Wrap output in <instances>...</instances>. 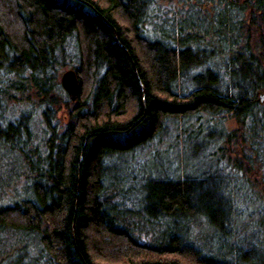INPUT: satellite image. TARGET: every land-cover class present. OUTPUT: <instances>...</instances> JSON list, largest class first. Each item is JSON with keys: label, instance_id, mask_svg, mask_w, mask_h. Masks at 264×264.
<instances>
[{"label": "trees", "instance_id": "16d2710c", "mask_svg": "<svg viewBox=\"0 0 264 264\" xmlns=\"http://www.w3.org/2000/svg\"><path fill=\"white\" fill-rule=\"evenodd\" d=\"M261 96L264 0H0V149L17 194H0V264H264L249 260L262 237L234 230L243 212L223 181L254 187L223 146L211 174L124 161L173 137L169 124L200 137L174 120L209 114L234 118L218 140L243 143L264 182Z\"/></svg>", "mask_w": 264, "mask_h": 264}, {"label": "rangeland", "instance_id": "374dc122", "mask_svg": "<svg viewBox=\"0 0 264 264\" xmlns=\"http://www.w3.org/2000/svg\"><path fill=\"white\" fill-rule=\"evenodd\" d=\"M61 76V74H60ZM16 98L19 99L20 95L16 94ZM18 104L17 100H9L7 101V105L9 109L11 107H15V105ZM16 108V107H15ZM28 111V110H27ZM11 112V110H10ZM15 112H18L15 110ZM8 113V112H7ZM209 115V114H208ZM207 114H199L197 115L198 118L193 117L191 120H188L189 118H180L175 119L174 122H184L185 129L188 131L189 129L197 130L198 125H204L202 128V133L200 137L193 139L192 141L187 140V136L183 135L179 139H175L174 137V125L169 124V127L171 126L170 134L173 133V137L169 138H161L158 140H155L151 143L150 149L141 151L139 154L133 157L126 156L124 161L126 162V166L129 171H131L128 167V165H132L131 167L135 168L134 170L137 172V174H142L144 171L150 172L149 174L155 176L162 173H169L170 171H174L175 175H182V174H191V175H198L200 171H208L211 174V171L209 169V165L215 162V158L218 159L219 156H215L214 158L211 157L212 152L215 150V147L223 146V149L226 151V154H228V157L230 158L231 162L233 164L234 161L242 165L243 173H245V176H249L248 178L251 185H253L254 189H249L246 187L245 189L241 188L242 181L240 179H237L234 176H231L233 178H230L232 180L229 181H223V185L225 187H228L229 192L231 194V199L233 202V208L243 212V214L239 217H234L233 219V225L235 226V231H240L243 235L242 238H251L256 237L257 239L262 237V246H258L259 252L263 255L259 258L258 255L253 254L250 256V261H253V259H259L264 261V227L261 225V223L264 222L263 216L260 214V202L259 199L264 204V182L261 180V174L258 173L257 168L253 166V164L250 162V160L254 159L252 156H250L249 159H245L243 157V153H241L242 144H238L235 142H222L218 139L221 136H224L227 133L238 131L239 127L234 120V118H220L215 117L214 120L209 121L210 117ZM57 118L61 122L67 121L66 112L64 109H60L57 114ZM187 119V121H186ZM220 120V121H219ZM197 121V122H196ZM209 121V122H208ZM206 122L208 126L204 123ZM212 122V123H211ZM170 123V122H169ZM167 124V122H166ZM165 124V125H166ZM190 132V131H189ZM188 132V133H189ZM195 132V131H194ZM193 132V133H194ZM210 132L212 133L211 135ZM206 135H209V146H204L206 144ZM220 142V143H219ZM241 143V141H240ZM209 158V159H208ZM233 160H232V159ZM252 158V159H251ZM7 158L4 157V152L2 149H0V194H11L14 193V185L13 182L10 184L6 183L8 181H11V179L7 180V177L9 178L12 176V173L9 172V167L11 166V163H9ZM225 160V159H223ZM230 163V161H227ZM172 163V164H171ZM231 163V164H232ZM252 164V165H251ZM5 165H7L6 170L2 169ZM223 165L227 166L226 161H223ZM244 165V166H243ZM228 167V166H227ZM169 168V169H168ZM180 169V171H178ZM196 169V170H195ZM128 171V176H132V172ZM179 172V173H178ZM225 172V171H223ZM127 173V172H126ZM228 173V172H226ZM3 175L4 177H2ZM170 175V174H167ZM147 174L143 176V180L147 178ZM131 177V178H132ZM229 177V176H227ZM236 180V181H235ZM13 185V186H12ZM24 187V179H20L15 188L19 191H21ZM6 194V195H8ZM16 196L17 194L14 193ZM142 193L134 194L132 197L140 198L142 197ZM259 199H258V196ZM4 201V198H0V204H2ZM211 228H207L206 231L209 234H212ZM219 234V233H218ZM219 235H223L221 232ZM218 238V237H217ZM218 240H220L218 238Z\"/></svg>", "mask_w": 264, "mask_h": 264}, {"label": "water", "instance_id": "95a60500", "mask_svg": "<svg viewBox=\"0 0 264 264\" xmlns=\"http://www.w3.org/2000/svg\"><path fill=\"white\" fill-rule=\"evenodd\" d=\"M60 84L71 100H75L79 93V80L74 69H67L61 73ZM264 100V96H261Z\"/></svg>", "mask_w": 264, "mask_h": 264}]
</instances>
